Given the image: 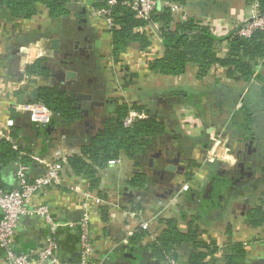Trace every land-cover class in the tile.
<instances>
[{"label": "crops", "instance_id": "1", "mask_svg": "<svg viewBox=\"0 0 264 264\" xmlns=\"http://www.w3.org/2000/svg\"><path fill=\"white\" fill-rule=\"evenodd\" d=\"M104 2L69 0L68 15L60 19H52L46 6L39 5L38 13L29 20L11 17L0 4V140L12 143L14 150L23 155L30 154L34 161L53 163L63 157L81 156L82 146L98 130L104 108L92 114L88 120L89 130L87 120H82L68 133L58 130L48 137L35 130L27 113L17 110L36 102L37 98L33 101L28 93L22 92L25 89L32 92L47 85L57 87L49 77L41 83L27 72L29 66L52 56L53 40L59 41L62 54L73 55L68 60L75 65L59 69L78 74L73 84L81 85L82 93L93 95L101 102L143 107L159 116L168 127L140 165L121 156L117 163L100 170L96 188L93 189L86 178L68 174L61 186L42 192L38 203L49 207L60 226L59 260L80 263V232L66 225L78 223L85 213L84 206H88L92 212L90 228L95 249L92 264H146L138 252L160 237L166 220H176L183 233L193 225L207 247L215 248L208 259L210 264H226L236 245H242L246 253L243 264H264V224L254 225L252 220L254 210L264 203L262 84L257 83L252 88L243 82H234L219 65L203 79H199L196 65H190L179 78L151 71L150 63L164 54L157 22L158 29L147 32L151 42L148 49L133 45L118 59L113 58V34L102 19L93 17L96 6ZM184 7L189 18L219 38L227 37L253 16V0H187ZM84 19L86 24L82 22ZM76 43L85 48L92 45L89 61L80 57L74 48ZM220 49H227V43ZM258 74L264 78V64L257 68L255 76ZM185 92L195 94L205 112L189 104ZM233 95L239 96L234 110L222 111V114L220 103L232 100ZM245 103H248L253 126L238 129L232 124V116ZM87 105L84 104V108ZM10 119L15 122L13 128L7 127ZM222 124L230 125L225 133L230 139L231 155L226 162L210 163L207 156L212 136L220 134L224 129L219 126ZM16 129L20 130L18 136L14 135ZM158 153L161 156L153 158ZM151 160L153 166H150ZM177 160V165L168 163ZM240 164L250 177L243 175ZM18 171L17 164L3 171V180L12 189L18 187ZM42 174L31 175L35 178ZM140 174L145 176L146 183L140 186L136 183L133 187L132 183ZM241 178V182H236ZM222 179L230 185L224 192L219 185ZM185 185H189L190 190L182 193ZM212 202L221 203V207L210 210L208 206ZM150 221L154 222L152 233L142 231L141 224ZM49 235L41 219L25 218L18 229L17 250L37 251ZM139 236L142 238L138 239ZM193 252L192 245L178 247L175 262L189 264ZM0 264H6L1 250Z\"/></svg>", "mask_w": 264, "mask_h": 264}, {"label": "trees", "instance_id": "2", "mask_svg": "<svg viewBox=\"0 0 264 264\" xmlns=\"http://www.w3.org/2000/svg\"><path fill=\"white\" fill-rule=\"evenodd\" d=\"M185 5L187 0H170ZM259 6V13L264 16V0H256ZM69 0H0L10 16L17 19L29 20L38 13L39 5H45L52 19H60L68 15L67 4ZM97 9L107 8L106 3L96 6ZM114 23L120 26L119 30L113 31V53L112 56L118 59L129 47L138 45L142 50L150 47L151 42L144 31L149 24L148 21L138 17L129 7L121 4L109 8ZM152 22L159 23V33L164 46L163 57L150 63V70L166 77H182L190 65L198 67L199 79L205 78L215 66H221L226 70V77L234 82H243L249 87L260 83L261 95L264 99V78L262 75L255 76L259 65L264 64V32L256 31L251 38L239 37L235 32L227 37H215L211 31L198 25L193 18L187 21H177L168 11L162 7L152 17ZM175 29L173 30V27ZM227 43V49L222 50L220 46ZM31 76L47 79L49 71L44 69L43 63L38 61L27 68ZM186 93V92H185ZM186 101L205 112L200 104V99L192 93H186ZM239 95V94H238ZM238 95L233 99L221 102V113L234 110ZM37 103L48 108L53 119L50 124L54 130L49 131L48 126L43 127L35 123V130L39 134L45 133L51 136L53 133H68L75 128L80 121L81 111L75 99L68 93L55 86H44L39 89ZM248 103L243 108L233 113V125L238 129H246L253 126L249 114ZM131 110L139 113H146L147 118L138 120L131 127H125L124 121ZM223 111V112H222ZM20 117L19 115H15ZM17 117H15L17 119ZM225 122V121H224ZM223 123V122H222ZM49 125V126H50ZM226 130L230 125H219ZM168 127L159 116L152 114L143 107L128 103H109L105 105L103 117L99 123L95 135L82 146L81 156L68 158L67 170L69 176L84 177L90 181L94 189L99 185V172L108 165L127 157L137 166L155 142L167 133ZM20 130L16 129L14 135L18 136ZM25 166L32 173H44L45 169L33 160L30 154L23 155L21 151L14 150L12 143L0 140V191L11 192L15 188L8 186L3 180V171L13 167ZM16 180L18 184L17 174ZM146 183L144 175L140 174L132 183L133 187ZM221 183V184H220ZM220 191L224 192L230 188L229 181H219ZM221 207V203H210L208 208ZM254 225L264 224V203L254 210L252 215ZM165 229L160 237L150 246L139 250L140 256L146 264H167L168 260L178 261L176 250L184 245H192L194 252L191 255L189 264H210L208 259L215 253V248L210 249L199 237L197 229L193 225L185 233L177 227L176 220L164 221ZM60 231V230H59ZM59 231L57 232L60 236ZM64 231V230H63ZM139 236L138 239H141ZM206 250V252H205ZM18 253H23L17 250ZM226 264H243L246 253L242 245H236L232 250Z\"/></svg>", "mask_w": 264, "mask_h": 264}, {"label": "built area", "instance_id": "3", "mask_svg": "<svg viewBox=\"0 0 264 264\" xmlns=\"http://www.w3.org/2000/svg\"><path fill=\"white\" fill-rule=\"evenodd\" d=\"M107 8L97 9L93 11V17L102 19L108 30L112 33L119 30L120 26L114 23L111 17L109 8L119 4L129 7L141 19L148 21L149 24L145 27V32L152 29H158V24L152 22V17L160 8L168 9L169 13L180 21H187V16L184 5L170 0H105ZM256 31L264 32V16L259 13V6L256 0H253V16L250 20L239 25L234 31L236 35L243 38H251ZM34 80L41 83L44 79L33 76ZM28 93L31 98V92L27 89L22 91ZM18 111L27 113L30 121L39 126L47 127L52 123L53 114L41 103H29L17 108ZM145 113H139L131 110L124 121L125 127H131L138 120L146 119ZM15 122L10 119L7 122L8 128H13ZM4 138L5 135L3 134ZM230 139L226 136L225 129L221 130L220 134L212 136V147L207 156L210 163L220 161L226 162L228 156L231 155L229 148ZM45 171L39 176L33 178L29 169L21 166L17 173L18 187L11 192L0 191V250L4 253L6 264H70L61 262L57 256L58 241L57 232L60 228L59 224L54 220L49 207L38 203L37 199L47 189L61 186L63 179L68 175L67 170L68 158H61L58 162L44 163L40 160H35ZM117 163V161L112 164ZM190 190L189 185L182 187L181 192L187 193ZM85 213L78 223L66 225L70 228L78 229L80 232V249L81 261L79 264H92L94 253V245L91 239V216L92 212L88 206H84ZM37 217L41 219L49 230V238L45 240L43 246L37 251L28 253L17 252V234L19 226L23 219ZM154 222H143L141 230L152 233ZM167 264H177L173 260H168Z\"/></svg>", "mask_w": 264, "mask_h": 264}, {"label": "water", "instance_id": "4", "mask_svg": "<svg viewBox=\"0 0 264 264\" xmlns=\"http://www.w3.org/2000/svg\"><path fill=\"white\" fill-rule=\"evenodd\" d=\"M83 23H87V20L84 19L82 21ZM90 40L87 39V43H89ZM76 51L79 52L80 57L87 59L88 61L91 58L90 51H92V45H88V47H82L80 43H76L75 47ZM51 50L54 52L51 57L47 59H42L41 62L43 63L44 69L49 71V78L54 80L56 83L57 88L61 89L64 92H69L68 88H71V94L74 97L75 101L78 104V108L81 111V118L82 120H87L86 127L89 130L91 128L90 122L88 121L93 113L97 109L104 108L105 105L109 104L110 101L101 102L98 100H95L93 95L82 93L83 87L81 85H74L73 81H75L78 78V74L74 71H63L59 69L60 67H72L75 65V62L69 61V58H73L72 54H62L59 51V41L53 40L52 41V47ZM53 55L56 57H53ZM58 57V58H57ZM92 83V81H89ZM39 96V91L34 90L31 92V98L33 101H35L36 98ZM84 103H88V107L84 108ZM48 130L52 131L54 128L50 125L48 126ZM161 155L160 153L153 156V158H159ZM179 156V155H178ZM171 165H177L179 161H168ZM150 166H153V160L150 162ZM239 167L242 170L243 175L250 177L251 174H247L245 172V166L243 164H240ZM182 170V168H180ZM169 170L174 171V167H169ZM243 178L240 180H236V182H241Z\"/></svg>", "mask_w": 264, "mask_h": 264}, {"label": "flooded vegetation", "instance_id": "5", "mask_svg": "<svg viewBox=\"0 0 264 264\" xmlns=\"http://www.w3.org/2000/svg\"><path fill=\"white\" fill-rule=\"evenodd\" d=\"M68 91L70 92L71 91V88H68ZM85 105H87L88 103H84ZM88 106V105H87Z\"/></svg>", "mask_w": 264, "mask_h": 264}]
</instances>
